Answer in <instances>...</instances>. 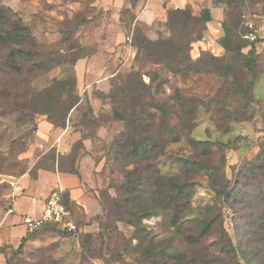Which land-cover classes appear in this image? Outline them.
I'll return each mask as SVG.
<instances>
[{"label": "rangeland", "instance_id": "obj_1", "mask_svg": "<svg viewBox=\"0 0 264 264\" xmlns=\"http://www.w3.org/2000/svg\"><path fill=\"white\" fill-rule=\"evenodd\" d=\"M96 2L97 0H0V7L5 5L12 9L11 12L0 10V31H12L18 23L27 26L36 37L44 54L37 57V62L46 64V67L37 72L35 77L31 72H27L25 74L26 78L19 80L20 88L30 93L31 101L29 104L31 110L24 107L0 110V221L4 214L9 211L10 204L16 197V185L21 183V179L25 174L29 173L32 164L34 162L38 163L43 157L49 156L53 152V150H50L47 155L39 159H33L34 161L27 155L32 144L38 142V123L41 119L46 118L45 115L37 113L38 107L34 103L36 97L39 96V92L50 86L54 79L70 80L74 74L72 58L82 53L83 55L95 54L96 51L94 50L101 45H107L109 39L112 41L116 39L113 44H118L117 49H119L118 46L127 49L125 53L120 55L118 60L120 70L112 82L113 86L115 83L118 90L127 87V81L133 70H141L143 79L149 86L145 89V98L151 104H148L145 108L148 113H157L151 133L154 135L159 134L162 120L160 111L154 109L152 104L156 101L163 103V106L167 108L169 105L179 108L180 103L177 97L179 92L182 95L198 96V98L203 99L204 104L197 109L198 114L195 121L197 125L192 136L197 139H211L214 143L218 140L221 142L224 148L219 145L215 149L217 152L216 157L218 158L222 152L228 157L229 169L227 175L229 177H233L232 173L236 170L235 167L242 165L245 158H253L260 151V146L264 145L263 99H256L251 104L250 110L257 117L255 121H249L247 124L236 123L231 129L228 127L221 131L211 117L217 107H220V104L215 101L212 102V100H222L228 95L227 107L233 108L243 103V99L239 98V95L232 98L227 93L233 87L231 77L222 82L215 73L204 70L200 73L188 71L186 75L182 72L173 73L169 68L144 58L143 60L138 58L137 49L131 45L132 42L128 41V37L133 33L134 28L139 26V29H142L144 27L145 33L151 37L159 35L158 28L161 29L160 33L162 35L169 36L168 29L160 20L155 22L152 29L145 25H138L135 22L132 23V26H126V21H129L128 17L131 16V12L126 14L123 8L114 10L112 9L115 8L113 4L110 5V8H107V3L104 7L98 3L96 4ZM213 3L223 7L225 18L227 10L238 12L236 15L238 19V14L242 11L247 20L252 19L251 21L258 23L260 39L257 45L258 48L256 46L258 54L257 69L260 77L258 79H263L264 0H247L244 7L237 6V3H234L236 7L234 10L227 8L226 1L216 3L213 0ZM190 5L196 15H199L205 8H201L200 12L197 13L194 5ZM116 13L119 16L122 14L123 19H120L125 23L113 16ZM202 32L203 38L201 41L204 44L192 43L190 50L192 60L197 62L201 57L204 59L208 53L222 56L225 49L222 53H218V45L216 44L219 38L224 35L222 22L221 33L217 37L212 34L209 25ZM10 48L18 49L21 46L12 45ZM132 48L134 50L133 54H131ZM250 48L251 46L245 48L244 52L247 53ZM99 50L102 51V49ZM50 52H57L55 53L56 59L51 62V66L47 67L51 60L49 57ZM70 54H73V56ZM169 59L174 62L178 61L172 57L163 59V61ZM228 61L229 58H227ZM19 62L23 63L24 60L21 59ZM200 63L203 62L200 61ZM0 70V78H6L7 81L17 79L11 73H8L6 77V69L3 65ZM25 70H28V68H25ZM150 74H154L155 78L153 79ZM73 94L74 96L77 95ZM65 98L70 97L66 95ZM40 100L42 99L40 98ZM138 103L140 102L133 100L132 96L127 94L125 97L119 95L117 98H113L110 105L106 107L105 112H101L98 116L88 111L85 100L76 108L72 120L74 127L81 132L78 135L79 139L91 138L93 141L91 151L95 178L93 191H96V196L102 205V212L89 222L78 221L81 229L77 233H61V231L54 228L37 232L35 243L27 242L20 252L7 251L13 264H163L165 258L161 255L160 250L164 247L167 248L168 252L229 251L228 243L227 241L223 242L222 238L224 236L219 229H217L215 235L212 234L200 241L192 240V236L195 235L190 230L192 226L185 223L180 231L181 223L174 222L175 207L162 209L161 201L156 204L160 208L158 214L144 217L141 224L139 223L137 226L129 223L128 217L133 209L143 203L140 201V197L143 196L142 190L146 187L145 183L149 184L147 179L151 174L147 173L148 171L139 173L138 164L129 159V151L123 149L120 153L119 150L114 148V141L122 139L126 123L115 120L112 110L113 108L122 107L121 109L124 108L130 112V109L127 108L128 105L133 104L134 107L137 106L138 108ZM42 110L43 107L40 112ZM30 111L32 115L27 117ZM35 111L36 113H34ZM68 119H70L69 113L65 120L66 125ZM172 120L177 121L178 119L173 117ZM114 121L119 123L114 125L113 128ZM53 124L56 129L62 128L63 120L57 119ZM99 124L106 125L110 129V134L98 136L97 126ZM253 130L255 131L253 132ZM170 136L168 133L170 143L166 147L165 153L158 156V166L163 174H177L179 172L180 168L175 158L180 149L186 147L184 140L175 143L171 141ZM23 143L27 147H24ZM128 173H134V175L129 177ZM210 174L209 171L202 170L195 178V193L190 203L191 208L187 214L188 216L194 215L199 208L203 209L208 203H218V197L211 186ZM129 178H132V184L130 185H128ZM257 197L259 201L264 200V191ZM253 200L255 201L254 198ZM261 209L264 210V202ZM73 210L72 206L71 211L73 212ZM254 210L250 207L248 201L236 203L231 208L224 207L225 227L239 247L245 252H251V256L255 260L253 264H258L257 261L264 264V215L260 219L254 213ZM215 214L217 216V213L213 215ZM73 216L76 219L74 212ZM136 234H139V237H135ZM139 241L141 243L138 245ZM149 241H152L155 248L154 253L156 256L153 258L147 257L146 249L149 246ZM168 242L170 243L167 244ZM170 260L169 264H175L172 259Z\"/></svg>", "mask_w": 264, "mask_h": 264}, {"label": "trees", "instance_id": "obj_2", "mask_svg": "<svg viewBox=\"0 0 264 264\" xmlns=\"http://www.w3.org/2000/svg\"><path fill=\"white\" fill-rule=\"evenodd\" d=\"M139 1L124 0L123 10L125 9L126 14L131 12V16L128 17L129 21H126V26H132V23L136 20V8ZM215 1L216 3L226 1L227 8L234 10L236 8L234 3H237V6L244 7L247 0ZM167 4L168 0H165L163 3L165 18L157 19L152 24L139 22L138 25H145L152 29L155 22L160 20L165 28L168 29L170 35H162L160 33L161 29L158 28L159 35L151 37L145 33L144 27L142 29H139V26L138 28H134L133 33H131V45L137 49V57L169 68L173 73L182 72L186 75L188 71L200 73L204 70L215 73L222 82L231 77L233 87L227 93L232 98H236L239 95V98L243 99V103L233 108L227 107L229 101L228 95L222 100H212V102L215 101L220 104V107H217V110L211 116L213 122L222 131L228 127L231 129L236 123L247 124L249 121H255L257 117L250 110L251 104L256 99L264 100V96L257 97L256 92V86L261 80L258 79L260 77L257 69L258 54L256 52L260 32H258V37L254 41H250L245 37L250 31L248 22L252 19L247 20L242 11L238 14V19L236 17L238 12H229L227 10L226 18L224 16L222 20L224 35L218 41V44L225 49V53L222 56L208 53L204 59L201 57L198 59L199 61L194 62L190 54L191 46L203 38L202 30L206 29L208 23L212 21V11L210 8L205 7L199 15H196L190 4H187L183 8H174ZM0 10L2 12L6 10L12 11L11 7L5 5L1 6ZM120 18L123 19L122 14ZM122 23L125 22L122 21ZM255 25L259 29L257 23ZM194 34L195 36H193ZM12 45H20L21 48H10ZM249 46L251 48L245 53L244 49ZM41 49L36 37L22 23H18L12 31H0V69H2L3 65L6 69V77L8 73H11L17 79L19 78L18 80L13 79L11 81H7L6 78H0V110L17 107L31 110L29 104L31 101L30 93L20 88L19 80L25 79L27 72H31L35 77L37 72L42 71L46 67L45 63L37 62V57L44 55ZM98 50L99 48L94 51L97 52ZM55 53L57 52L49 53L51 60L47 67L51 66V62H54L56 59ZM70 55L73 56V54ZM89 56L91 55H83L82 53L72 58L74 74L69 81L54 79L50 86L39 92V96L36 97L34 103L38 107L37 113L46 117L41 120H47L52 124L57 119L63 120L62 127H66L67 122L65 123V120L68 113L70 117L72 110L77 108L84 100L87 102L88 111L94 115L89 99L82 98L80 95L79 79L75 70L77 61ZM168 57L175 58L178 61L174 62L171 59L163 61V59H167ZM227 58H229L228 62ZM21 59L24 60L23 63L19 62ZM200 61L203 63L201 64ZM25 62L27 63L25 64ZM25 68H28V70H25ZM150 75L153 79L155 78L154 74ZM127 85V87L118 90L115 87V83L114 86L112 83V89L105 94L109 102L108 105H110L113 98L115 99L119 95L125 97L127 94L131 95L133 100L140 102L138 103L139 109L137 106L134 107L133 104H129L127 108L130 109V112L124 108L121 109L122 107L113 108L112 114L114 119L126 123L122 139L114 141V148L119 150L120 153L123 149L129 151V159L138 164L139 173L148 171L147 173L151 174L147 179L149 184L146 182V187L142 190V198L139 196L140 201L143 203L136 207L137 209H133L128 217L129 223L137 226L139 223L141 224L144 217L158 214L160 208L156 204L161 201L163 205L162 209L166 210L169 207H175L174 222L181 223L180 231L185 223L192 226L190 230L195 234L194 237L192 236V240L200 241L207 236L215 235L217 229H219L224 236L222 238L223 242L227 241V246L229 247V251L226 252H168L167 248L164 247L160 250L161 255L165 258L164 262H162L163 264H169L170 259L175 264H253L255 260L252 258L251 252H245L239 247L226 229L223 209L226 206L231 208L236 203L248 201L250 207L255 209L254 213L257 214L258 218L261 219L263 217L264 210L261 209V206L264 200L259 201L257 196L264 191V145L260 146V151L253 158H245L244 163L239 167H235V165L236 170L232 173L233 177H229L227 175V170L229 169L228 157L224 152L218 158L216 157L217 152L215 149L219 145L224 148L221 142L218 140L214 143L211 139H197L192 136L193 130L197 125L195 122L198 114L197 109L200 105L204 104L203 99L198 98V96L182 95L178 92L179 108L174 107V105H169L167 108L163 106V103L155 101L152 104L153 108L160 111L162 120L160 122L159 134L154 135L150 131L153 128V124H155L157 113H148L145 108V106L151 103H148L145 98V89L149 86L144 81L141 70H133L130 73ZM73 93L77 95L74 96ZM66 95L70 98L64 99ZM42 107L43 110L40 112ZM30 115H32L31 111L28 112L27 117ZM173 117H177L178 120H172ZM101 125L99 124L97 128ZM168 133L171 135V141L180 143L184 140L186 142V147L181 148L175 158L180 168L177 174H163L158 166V156L165 153L166 147L170 143ZM84 139L86 138H80L79 141H76L70 152L66 154H58L53 150L52 154L43 157L40 161L38 160V163L34 162L29 173L35 177L39 169H48L81 176L78 164L81 154L86 150ZM22 145L27 147L24 143ZM80 151L83 152L81 153ZM202 170L211 173V186L218 197V203H208L203 209L199 208L197 210V215L195 213L192 216H188L187 214L191 208L190 203L195 193L194 181ZM128 175L130 177L134 173H128ZM131 180L132 178H129L128 185L132 184ZM62 196L63 203L72 210L70 197L64 190H62ZM11 207L12 203L9 210ZM214 213H217V216L216 214L213 215ZM47 228H54L61 231V233L66 232L70 234L77 233L81 229L78 225L77 230L68 231L61 228L58 223L50 222L35 231H28V235L22 238L17 245L9 242L0 245V253L4 254L6 264H13L11 257L7 254L8 250L12 253L20 252L24 249L27 242L37 239V232ZM134 236L139 237V234ZM140 243L139 241L138 245ZM146 250L148 258L156 256L152 241H149V246H147ZM257 263L261 264L260 261H257Z\"/></svg>", "mask_w": 264, "mask_h": 264}, {"label": "crops", "instance_id": "obj_3", "mask_svg": "<svg viewBox=\"0 0 264 264\" xmlns=\"http://www.w3.org/2000/svg\"><path fill=\"white\" fill-rule=\"evenodd\" d=\"M165 0H140L136 8V24L139 22L152 24L157 19L165 18ZM104 7L105 3L110 8L111 4L116 10H120L124 0H97L96 4ZM95 4V5H96ZM187 4L194 5L196 12L199 13L201 8L208 7L212 11L213 19L208 23L212 34L217 37L221 33V22L224 19V9L220 5H215L213 0H168L170 7H185ZM120 19L119 14H114ZM258 24V23H257ZM115 26V25H114ZM110 27V26H109ZM260 32V27H259ZM113 39V38H112ZM113 41L108 40L107 45L99 46L97 53L77 61L75 70L79 79V92L82 97L89 99L94 115L98 116L105 112L107 104L106 95L112 89V80L118 75L120 64L118 62L120 55L127 49L114 45ZM216 42V41H215ZM198 45L204 42L198 41ZM218 45V53H222L224 48ZM120 45V44H119ZM200 47V46H198ZM203 47V46H201ZM131 50V49H130ZM134 50L132 48L131 54ZM131 57V56H130ZM128 58V60L130 59ZM125 58V57H124ZM256 92L258 97L264 96V78L261 79L257 86ZM76 108L72 110L70 119L66 127L55 128L47 120H41L38 128V142L32 144L27 154L29 158L39 159L50 150H55L58 154L70 152L74 143L79 139L80 131L73 125L72 117ZM114 121L112 124L118 125ZM110 134V129L106 125L98 127V136ZM85 149L79 158V168L81 176L74 173L61 172L59 170L39 169L35 177L27 173L21 179V183L16 185V197L12 201V207L4 214L0 221V245L5 242L17 245L22 238L28 235V230L24 224L25 216H42L46 208V199L50 192L55 188H61L70 197L73 206V220L79 225L78 221L89 222L92 218L102 212V205L96 196L95 178L93 175L94 161L92 155L93 141L91 138L84 139ZM72 212V215H73ZM32 241L31 243H35ZM0 264H6L4 254L0 253Z\"/></svg>", "mask_w": 264, "mask_h": 264}, {"label": "built area", "instance_id": "obj_4", "mask_svg": "<svg viewBox=\"0 0 264 264\" xmlns=\"http://www.w3.org/2000/svg\"><path fill=\"white\" fill-rule=\"evenodd\" d=\"M254 21H249L250 31L245 35L250 41L256 40L259 29L256 28ZM128 41H132V34L128 37ZM46 208L42 216H25L23 221L28 231H35L50 222L58 223L61 228L74 231L77 230L78 224L73 220L72 211L63 203L62 189H53L46 199Z\"/></svg>", "mask_w": 264, "mask_h": 264}]
</instances>
